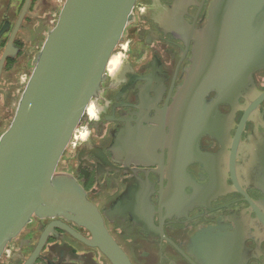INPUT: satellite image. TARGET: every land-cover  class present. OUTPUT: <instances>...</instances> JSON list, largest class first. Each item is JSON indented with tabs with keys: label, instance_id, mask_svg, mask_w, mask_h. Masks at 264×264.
<instances>
[{
	"label": "flooded vegetation",
	"instance_id": "obj_1",
	"mask_svg": "<svg viewBox=\"0 0 264 264\" xmlns=\"http://www.w3.org/2000/svg\"><path fill=\"white\" fill-rule=\"evenodd\" d=\"M26 3L0 0V138L51 28V0ZM241 3L137 0L58 162L132 264H264V0ZM236 11L247 30L226 39ZM92 238L33 214L0 264H113Z\"/></svg>",
	"mask_w": 264,
	"mask_h": 264
},
{
	"label": "water",
	"instance_id": "obj_2",
	"mask_svg": "<svg viewBox=\"0 0 264 264\" xmlns=\"http://www.w3.org/2000/svg\"><path fill=\"white\" fill-rule=\"evenodd\" d=\"M240 1V7L259 6L257 0ZM136 2L65 0L56 24L49 29L15 116L0 138V258L35 214L74 219L92 231L93 238L86 242L101 248L113 264H132L83 187L56 168L89 103L103 87L110 57L134 19ZM29 3L27 0L22 16ZM245 14L236 11L229 15L222 25L226 39L245 34L247 29L229 25L245 23L231 18ZM215 19L209 31L215 30ZM228 43L227 48H234ZM192 71L191 81L197 76V62Z\"/></svg>",
	"mask_w": 264,
	"mask_h": 264
},
{
	"label": "rangeland",
	"instance_id": "obj_3",
	"mask_svg": "<svg viewBox=\"0 0 264 264\" xmlns=\"http://www.w3.org/2000/svg\"><path fill=\"white\" fill-rule=\"evenodd\" d=\"M51 2L52 3L50 4V6L45 9L46 10L45 16H46V23H48L52 27L56 24L58 20L59 13L61 11L62 6L65 3V0H51Z\"/></svg>",
	"mask_w": 264,
	"mask_h": 264
}]
</instances>
